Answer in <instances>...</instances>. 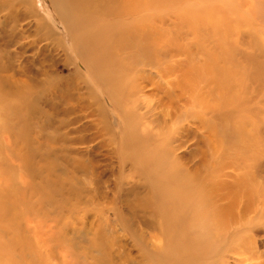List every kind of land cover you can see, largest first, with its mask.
Returning a JSON list of instances; mask_svg holds the SVG:
<instances>
[{
  "label": "rangeland",
  "instance_id": "1",
  "mask_svg": "<svg viewBox=\"0 0 264 264\" xmlns=\"http://www.w3.org/2000/svg\"><path fill=\"white\" fill-rule=\"evenodd\" d=\"M0 264H264V0H0Z\"/></svg>",
  "mask_w": 264,
  "mask_h": 264
},
{
  "label": "bare ground",
  "instance_id": "2",
  "mask_svg": "<svg viewBox=\"0 0 264 264\" xmlns=\"http://www.w3.org/2000/svg\"><path fill=\"white\" fill-rule=\"evenodd\" d=\"M97 34H98V33H97ZM92 40H93V39H92ZM92 40H90V41H92ZM90 41H89V42H90ZM95 41H96V40H95ZM95 41H94V43H95ZM94 43H93V44H94ZM88 45H89V44H88ZM112 51H113V50H112ZM108 52H109V51H108Z\"/></svg>",
  "mask_w": 264,
  "mask_h": 264
}]
</instances>
